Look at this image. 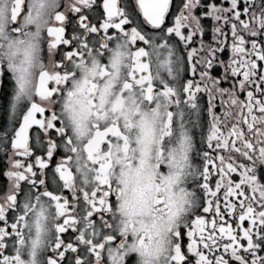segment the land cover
Masks as SVG:
<instances>
[{"label": "snow or ice", "instance_id": "obj_1", "mask_svg": "<svg viewBox=\"0 0 264 264\" xmlns=\"http://www.w3.org/2000/svg\"><path fill=\"white\" fill-rule=\"evenodd\" d=\"M0 264H264V0H0Z\"/></svg>", "mask_w": 264, "mask_h": 264}, {"label": "flooded vegetation", "instance_id": "obj_2", "mask_svg": "<svg viewBox=\"0 0 264 264\" xmlns=\"http://www.w3.org/2000/svg\"><path fill=\"white\" fill-rule=\"evenodd\" d=\"M0 167H2V165H0ZM4 184V178L0 177V186H2Z\"/></svg>", "mask_w": 264, "mask_h": 264}]
</instances>
